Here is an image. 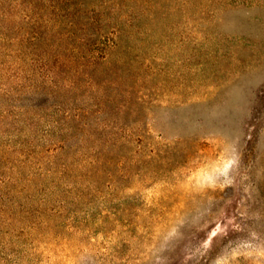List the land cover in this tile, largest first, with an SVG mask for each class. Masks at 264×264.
<instances>
[{
  "label": "rangeland",
  "instance_id": "obj_1",
  "mask_svg": "<svg viewBox=\"0 0 264 264\" xmlns=\"http://www.w3.org/2000/svg\"><path fill=\"white\" fill-rule=\"evenodd\" d=\"M53 1L0 0V105L66 129L102 103L116 136L47 131L43 170L0 150V264H264V0L112 3L121 31L75 52Z\"/></svg>",
  "mask_w": 264,
  "mask_h": 264
},
{
  "label": "trees",
  "instance_id": "obj_2",
  "mask_svg": "<svg viewBox=\"0 0 264 264\" xmlns=\"http://www.w3.org/2000/svg\"><path fill=\"white\" fill-rule=\"evenodd\" d=\"M18 2V0H16ZM49 0H45V2H47ZM53 1V0H51ZM129 0H102L101 2L96 3L93 2L94 4H90V2H86V0H78L76 3V7H70L69 8V12L72 19L68 20V23L70 24V27H72V29L70 30V32L68 33V38L69 39H74L78 42L75 43V45L73 46V48H71L72 51H76L79 49V51H81L80 49L83 48L84 46H86V44H89L87 46L88 49H91V41L90 38L96 35H101L104 37H108V34H102V31L105 30H109V32L115 29H117V31H113V33H119V31H121V28H119L121 22V15L120 13L114 9L112 10L113 12L110 14V10L107 11L105 7H108L109 5H111L112 3L115 4H128ZM128 2V3H127ZM52 6L55 5L54 1L50 4ZM73 9H75L74 11H72ZM114 14V15H112ZM82 21H85V23H83ZM48 22H50V19H48ZM112 22H115V24H112ZM119 26V27H118ZM77 29H81L83 30L82 32H80L81 34L84 33V36H80V34L77 33ZM90 30V32H88ZM112 33V32H111ZM116 35V34H115ZM79 38V39H76ZM118 37V34H117ZM33 38L37 39L40 38L39 35H35L33 34ZM32 38V39H33ZM100 38V37H98ZM112 38L109 37V40H111ZM21 40L22 43H24L25 38L24 39H19ZM29 40V38H28ZM30 41V40H29ZM114 45L112 46H117L118 42L116 40H112V42H110ZM107 54V52H106ZM105 54L104 58H108L107 55ZM91 56H93L90 53H84L81 54L79 59H83V62H93V59H89L92 58ZM55 73V72H54ZM53 73V76L51 78V81H53V77H55V74ZM79 70L77 72H75V74H79ZM55 82V86L57 85L56 81ZM91 83V82H90ZM71 85V82H68L67 85ZM8 96V95H7ZM105 101V99H104ZM15 105V106H14ZM103 104L101 103V105L97 104V105H87V106H77L75 108V112H74V117L70 116V118L72 117L73 119L76 120L75 124H71L69 125L68 128L64 129L58 127V125L56 124L54 127L57 129H53L50 128L51 124L49 125V127L47 128V125L45 124V120L43 121L42 119L45 118V116H43L41 114V109L42 108H38L36 111H30L33 108H36L35 106H29L27 104H20V106H17L15 104V102L7 104V106L9 107H5V104H1L0 105V117L3 118L4 121H7L9 118L10 119H15V120H10L8 121L7 125H9L12 130H0V150L5 154V158H7V161L10 163H15L13 161L12 156L10 157L8 154L10 152V150L13 151H18L19 152V157H25V159L22 160L23 164H26L28 162H31V165L34 166H38V169L43 170L45 168V164H48V160L43 159V161L41 163H38L39 158L38 156L43 155V150L38 154L37 151L39 150V145L42 143L41 141L43 140H50V138L52 136H48L49 133H47V131H52V134L56 133H62V135H60L59 137L56 138H52L53 140H57L61 143L64 142V144H66V142L64 140H68L70 138V134L72 131L74 132V135H77L78 133H80L82 131V134L80 135V147L79 149L81 150L83 147L88 146L87 142L88 139H104L105 142H108L110 140H108L107 137H110V139H112V137L114 138L116 135L115 133H107L106 128L109 127L110 123L109 122H104L103 126L102 123L99 122L98 120L96 121H92L91 116H94V114H96V112L98 113V111L100 112V110H102V106ZM61 106V105H60ZM98 106V107H96ZM20 109V113L19 110H15V112H13V109ZM45 109H49L48 106H46ZM44 110V107H43ZM65 114H70L72 112V110H69L68 108H65L64 110L61 108H58L55 110V112H62ZM13 112V114L11 113ZM13 115L12 118L9 115ZM16 122L18 124H16ZM56 123H60V122H56ZM15 124V126H14ZM28 126L30 127L31 132H29V130L27 129ZM78 126L80 127L78 130ZM77 128V131L75 130ZM44 130L43 133L40 132V130ZM17 131V132H15ZM25 133V134H23ZM99 133V135H97ZM109 134V135H108ZM50 135V134H49ZM79 143V142H78ZM79 144H76V146H78ZM62 146V145H61ZM65 146V145H64ZM7 154V155H6ZM15 159H17L15 157ZM52 162V160H50ZM52 164L54 165L55 168H57V162L54 160V162H52ZM62 170L61 172H65L67 170L70 169V163L67 164V162L63 165H61ZM64 167V169H63ZM65 170V171H64ZM20 172H22L20 170ZM37 172V171H36ZM51 172V171H50ZM9 177H13V180L16 181H23V180H29V177H26L23 179V177H17V176H9Z\"/></svg>",
  "mask_w": 264,
  "mask_h": 264
}]
</instances>
